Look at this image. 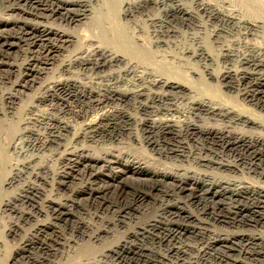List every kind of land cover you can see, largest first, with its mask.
Masks as SVG:
<instances>
[{
    "label": "bare ground",
    "instance_id": "6f19581e",
    "mask_svg": "<svg viewBox=\"0 0 264 264\" xmlns=\"http://www.w3.org/2000/svg\"><path fill=\"white\" fill-rule=\"evenodd\" d=\"M244 1L251 6L255 5L254 8L261 7L262 3L261 0ZM226 2L228 1L0 0V83L10 85L9 89L6 88L4 89L5 91H1L0 93V101L2 102V106L0 105L1 116L7 117L5 116L7 112H12L17 102L16 100L21 95L24 96L25 91L26 98L27 96L29 100L31 98V101L26 104V109H24L25 115H17L20 130L18 129L19 131L15 132L9 144H12L15 153H20V143L25 138H23L24 133L28 134V132L32 131L30 128L31 124H42L43 127L48 129L47 133L44 134L45 136L34 137L32 141L26 138V143H29L26 146H31V149L39 152L37 153L39 155L41 154L40 151L43 150H55L54 152H57L58 156V165L54 166L55 168L51 170L48 168V165H43L44 162L36 164L37 154L28 155L27 158L21 157V159H24L22 161H20V158V160L17 159L12 163L9 160L11 164L8 162L9 166L7 167L10 168L8 170L5 159L7 157H5L3 146L0 145V214L3 217L5 215L8 216V219L9 217L13 219H10L8 224L3 223V232L7 238L14 239L23 232L26 237L29 236L28 240L32 239V237L38 238V236H41L45 241L46 236L50 233H60L62 224L73 221L76 225H79V223L85 225V229L79 235L81 238L87 239L84 244L80 239V244L82 243L83 245L78 243L79 240L67 239L63 247L66 246L68 250L74 244H79L82 254L86 251L89 252L92 249L90 245L103 242L104 237L109 236L113 229L111 230V227L106 225V227L100 226L92 230L94 224L97 225L98 221L94 224L90 221L85 222L83 217L80 218L81 215L77 216L79 212L74 210V206L81 205L84 201L85 206L96 205L97 208L109 210L117 206L120 199H127L132 193L130 195L132 199L140 198L144 200V198L148 197L152 198L155 202L159 200L161 208L154 209L159 210L157 213L159 218L166 220L160 221L155 216L157 220H154V223L150 224V228L146 229L144 227L145 224H141L142 227H139L142 230L141 233L148 232L149 234H147L150 235L153 232L149 231V229L155 230L156 228H160L161 225L168 227L175 224L179 228L192 232L195 237L200 236V241L203 240L204 242L203 248L199 247V250H202V253L204 252L201 255L202 257L209 253L206 250H210V252L212 250L216 253V256L215 254H213V257L210 256L211 258L206 256L202 262H199L196 258H194L196 260H193L190 253L194 245L188 243L187 240V243L181 242L180 244L177 243L178 245L176 242L171 243L169 240L167 241V251L161 257L165 258L176 254V260H183L185 264H264V230H260V227L257 228V225H263L264 223L263 210L259 211V207L261 208L264 205V185L259 184V182L253 183L250 180L248 182L246 178H244L246 180L240 177L236 178V174H244V168H247L248 172L251 171L258 178L264 179V43L250 42L248 41L249 39L244 40L241 45L250 52L244 53L235 48V46L225 44L226 41L225 43L222 41V38L228 32L227 25L235 28L245 39H247L246 37L251 31H257L264 35V17L247 16L246 12L244 11V13L242 10L234 13L237 10L234 5H230L231 2L229 4L231 8L228 7V9L226 7V10L218 5L221 3L225 4ZM150 7H161V12L159 13L160 8H158L157 13L159 14L148 13L147 8ZM199 12H204L205 14L207 12L209 15L206 16H211L223 24L217 25L215 23L217 26L214 25V29L208 30L211 27L207 29V26H205L207 24L204 25L201 22ZM137 13H143L146 16L143 21L139 22L141 25L137 24L141 29L144 30L147 24L156 28L154 29L156 33L153 38L148 37L151 31L147 30L150 33H146L148 36H144L132 25L138 21L135 18V20L133 19L134 23H131L129 19L135 17ZM139 18L141 17L137 19ZM195 19L200 23H193V26L197 29L195 30L198 32L197 34L193 33L190 38H186V40H191L192 45L186 44L189 42L188 40L186 43H181L182 40L181 42L179 40L175 41L176 39L172 40L171 36H176L178 31L168 28L170 22L189 23V21L191 22V20ZM225 24H227V27L224 26ZM163 27L164 29H162ZM236 30L235 32H237ZM170 37V40L166 39ZM171 45L176 46L178 51H169L167 47H171ZM214 46L216 48H213ZM160 47H163V49L159 50ZM15 48L23 53L22 56L17 52H12ZM65 52L68 54L67 58H61V54ZM184 56L200 61L201 70L199 68L180 67L186 58ZM220 62L225 64L219 69L222 64ZM75 65L80 67L81 74L84 76L83 78L77 76L79 74L73 70ZM77 71L79 72V70ZM204 76L207 80L209 78L221 84L225 88V91H236L238 93L236 97L238 95L245 101H249L254 108L240 107L234 102H228V99L224 100L216 83L215 86L212 85L216 91H209L207 88L209 83ZM22 101L24 100L22 99ZM182 101H184L183 104L181 103ZM41 106H47L46 109L50 111L48 112L49 115H47L48 113L41 114L40 116L36 114L42 108ZM9 119H12V117ZM4 120L0 118V131L3 129L5 123L7 124L8 120L6 122ZM77 120H80L79 127L75 126ZM72 121H75V123L73 124ZM120 122H123V124ZM211 122L213 124H210ZM132 123L135 126L142 127L143 130L146 128L145 132L152 130L157 135H163V138L168 136V134L174 136L177 144L175 143L176 145L166 148L160 146L158 138L154 141L151 139V142L147 141L155 153L169 159L171 164L168 161V166L164 163V166H161L155 162V158L150 156L139 158L128 152L129 150L124 151V153L122 151L115 153L113 150L104 148L102 151H96V145L94 146L96 134L108 132L114 124L118 125L117 129L119 131L124 130V132L129 133L130 128H127L126 125L128 126V124ZM37 133L39 132L37 131ZM194 135L203 136L208 141L210 139L220 141L221 146L218 147L221 150L219 148L213 150L212 147H200L199 145L200 150L194 152L190 143L186 140V138L190 139ZM137 136L135 137L137 141H135L142 142L140 140L142 139L141 136L140 139ZM103 137H105L104 141L106 142V140L117 141L119 136L111 133V135L107 136L105 134ZM98 140L96 141L98 142ZM144 147L141 148L144 149ZM27 148H25L26 150H22L27 151ZM242 148L246 149V151L251 149L253 155L248 158H235V156L234 158H229L230 155H227V157L223 156L226 155L223 154L225 150L231 151L234 154V151L243 150ZM149 153L151 154V152ZM43 154L46 155L45 153ZM191 164L195 166L192 167ZM20 180H24L23 185L19 184L20 186L22 185L21 191L14 192L11 195L8 194V196L6 194L7 189L13 187ZM135 184H150L151 188L149 190L156 189L159 185H164V189L163 187L160 188L164 194L163 197H167L168 199L152 197L155 195H152L153 192L145 193L139 191V188H134L136 187L133 186ZM16 185L18 186V184ZM197 187H202L204 191L198 193ZM16 189L18 190L19 188ZM141 190H143L142 187ZM176 190L180 194H184L183 196H187V199L191 201L196 196L208 198L209 194L210 198L213 199V196L217 195L218 192L225 193L226 191H230L232 193L231 196L238 197H242V194H247V197H245L252 200V203L242 206L244 207L243 209L250 210L252 214L247 215V212L239 211L237 207L239 203H236L235 209H230L231 207L229 206L228 212H224L223 214L220 212L215 213V211L201 212L202 210L200 214L195 213L187 207L188 205H186L187 208L181 205L180 200L182 199V195L181 197H176L180 196L176 193ZM158 192L156 193L158 194ZM222 197L220 198L223 199ZM229 198L232 201L234 200L232 197ZM187 199L184 200V204L187 203ZM203 204L205 205L204 202ZM134 207L139 212L141 211V213L147 210V208L139 205H135ZM84 210L87 209L84 208ZM176 210H178V213H186L189 217L204 223L206 228L203 227L202 230V228L191 227L192 231H189V226L178 223V221H175V223L172 219L171 221L167 219L168 215L176 212ZM219 210L217 209V211ZM136 213L134 214L135 216ZM201 215L206 216L208 219L202 218ZM94 216H96V213H94ZM5 219L4 221L3 219L1 220L5 222ZM123 219L118 224H113L114 221L112 220V225L122 226ZM137 219H139V216ZM98 224L100 225V223ZM122 230L124 231V229ZM133 230H130L131 234L137 236L138 232ZM123 231L122 233H124ZM124 234L126 235V231ZM119 237L118 240L120 239ZM159 239L166 241L167 238L162 239L160 236ZM59 240L58 242L61 243ZM0 241L3 242H0V246H2L1 243L5 246L7 240ZM126 241L127 239H121L115 242L116 245L113 247L110 245L109 247L107 246L108 248L104 246L106 247L103 249L105 254L100 260L98 258L92 264H113L106 259L108 253L112 254L114 252L117 254L116 249L131 247ZM25 242L26 239L18 244L9 260L12 261L15 254L26 249L27 244ZM50 242L52 243V241ZM110 242H114V240ZM194 242L196 243L195 240ZM77 251L79 253V250ZM81 253L79 254L81 255ZM59 255H62L61 252ZM68 255L67 257L70 258V254ZM83 255L86 256V254ZM74 256H72L73 259ZM81 260L80 262H78L79 260L68 261V264H89L82 263ZM56 261L58 260L56 259ZM89 261L91 262L92 260ZM0 264H5L1 248ZM120 264L122 263L120 262Z\"/></svg>",
    "mask_w": 264,
    "mask_h": 264
},
{
    "label": "rangeland",
    "instance_id": "374dc122",
    "mask_svg": "<svg viewBox=\"0 0 264 264\" xmlns=\"http://www.w3.org/2000/svg\"><path fill=\"white\" fill-rule=\"evenodd\" d=\"M196 1H198V0H196ZM211 2H215V0H210ZM228 2H226L224 5L221 3V4H218V5H220L221 7H223L225 10L229 7V4H230V2H231V4L230 5H234L235 6V8H236V10L237 11H235L234 13H238V10H242V12H244L245 14H247V16L249 15V16H251V15H255V17H260V16H262V17H264V0H261V7H258V8H254V6L252 5H249L248 3H246L244 0L242 1V0H227ZM228 3V4H227ZM233 3H235V4H233ZM243 3V4H242ZM227 4V5H226ZM259 5V4H258ZM260 6V5H259ZM227 7V8H226ZM152 9V11H151V9ZM150 8H147V11H148V13H151V14H159L160 12H161V7H158V8H160L159 9V13H157L158 12V8L157 7H150ZM229 8H231V6L229 7ZM228 8V9H229ZM238 8V9H237ZM256 9V10H255ZM151 12H150V11ZM156 10V11H155ZM252 10V11H251ZM261 10V11H260ZM153 12V13H152ZM255 14H254V13ZM200 14L199 15H201L199 18L201 19V22H203V24L205 25V24H207V25H205V26H207V29L209 28V27H211V28H209L208 30H211V29H214L213 27H215V26H217V25H221V24H223L221 21H219V20H217V19H214V18H212L211 16H206V15H209V13H207L206 12V14L203 12V13H201V12H199ZM262 13H263V15H262ZM141 14V15H140ZM203 15V16H202ZM137 16V17H136ZM138 17H141V18H139V19H137ZM203 17V18H202ZM208 17V18H207ZM211 19H210V18ZM135 18H136V20L138 21L137 23H134V20H135ZM146 18V16H145V14H143V13H137L136 15H135V17H133L132 19H129V20H131V23H134V24H132L134 27H136V29H138L139 30V32H141L140 34H143L144 36H148V34L150 33V32H148V31H151V36H150V34H149V36L148 37H154L155 36V31H154V29H156L155 27H153V26H151V25H149V24H147L146 26H145V29L143 30V29H141L137 24H139V25H141L139 22H141V21H143L144 19ZM205 18V19H204ZM209 19V20H207V19ZM134 19V20H133ZM202 19H204V20H206V21H202ZM133 20V21H132ZM196 20V21H195ZM195 20H191V22L189 21V23L188 22H186V23H180V22H177V21H173V22H170V25L168 26V28L169 29H175V30H177L178 31V34L176 35V36H171L172 37V40L173 39H176L175 41H178L179 40V42H181V40H182V42L181 43H186L187 42V40L190 42H187L186 44L187 45H192V42H191V40L190 39H187L186 40V38H190L191 36H192V34L194 33V34H197V32L198 31H196L197 29H196V27L195 26H193V23L194 24H200L198 21H197V19H195ZM213 20V21H212ZM198 22V23H197ZM206 22V23H205ZM208 22V23H207ZM214 22V23H213ZM215 23L217 24V25H215ZM137 25V26H136ZM175 25V26H174ZM177 25V26H176ZM191 25V26H190ZM210 25V26H209ZM212 25V26H211ZM215 25V26H214ZM227 24H225L224 26H226ZM74 26V25H73ZM151 26V27H150ZM228 26V27H227ZM226 27L228 28V32H227V34H225L224 35V38H222V41H223V43H225V41H226V43L225 44H229V45H231V46H235V48H238L241 52H244V53H250L249 52V50H247L243 45H241V43H242V41H244V40H248V41H250V42H258V43H264V35L262 34V33H259V32H257V31H251V32H249V34H248V36L246 37L247 39H245V38H243V36L240 34V33H238V31L235 29V28H233V27H231V26H229V25H227ZM193 27V28H192ZM230 27V28H229ZM148 28H150V29H148ZM187 28H188V30H187ZM234 30H233V29ZM162 29H164V27L162 28ZM166 29V28H165ZM196 29V30H195ZM233 31H232V30ZM148 30V31H147ZM235 30L237 31V32H235ZM147 31V32H146ZM154 31V33L152 34V32ZM185 31V32H184ZM230 31V32H229ZM183 32V33H182ZM146 33H148V34H146ZM189 33V34H188ZM231 33V34H230ZM237 33V34H236ZM252 33V34H251ZM258 33V34H257ZM240 34V35H239ZM182 35H185V36H182ZM189 35V36H188ZM230 35V37H228ZM180 36V37H179ZM228 37V39H227V37ZM232 36V37H231ZM171 37L170 38H166V39H171ZM185 38V39H184ZM235 39V40H234ZM240 39V40H239ZM242 39V40H241ZM230 40V41H229ZM174 41V40H173ZM232 41V42H231ZM260 41V42H259ZM231 43V44H230ZM238 43V44H237ZM237 45H239V46H237ZM170 47V46H169ZM169 47H167V49H169V51H171V52H177L178 50H177V48H176V46H174V45H171V47L169 48ZM175 50H173V49ZM213 48H216V46H214ZM240 48H242V49H240ZM159 49V48H158ZM161 49H163V47H160V49L159 50H161ZM165 50H166V48H165ZM173 50V51H172ZM13 53L15 52H17L19 55H21L22 56V54L23 53H21V52H19L16 48L15 49H13V51H12ZM67 52H65V53H62L61 54V58L63 57L64 59H65V57L67 58V55L68 54H66ZM64 54V55H63ZM184 57H186V58H188V59H184V62L183 63H181V65L182 66H180V67H183V68H199V70H201V64H200V61H198V60H194L193 58H191V57H188V56H184ZM189 60V61H188ZM176 62V61H175ZM198 62V63H197ZM178 63V62H177ZM222 62H220V64H221ZM180 64V63H179ZM178 64V65H179ZM183 64H186V65H183ZM189 64V65H188ZM224 64L225 63H222L221 65H220V67H219V69L220 68H222L221 66H224ZM177 66V65H176ZM75 67V68H74ZM72 69L75 71V72H77L79 75H77V73H76V75L77 76H79V77H84L81 73H82V71L80 70V67H78L77 65H75ZM77 70H79V72L77 71ZM88 73H89V71H88ZM91 73V72H90ZM205 77V76H204ZM205 79H206V77H205ZM208 80H210L209 78H208ZM207 79H206V81L209 83V85H208V90L209 91H216L215 90V87H213L212 85H214L215 86V81H213V80H210V81H208ZM3 84V85H2ZM6 84V85H5ZM218 85H220V86H218ZM2 86V87H1ZM5 86V87H4ZM9 86V87H8ZM216 86H217V88H218V90H219V92H220V94H221V96L224 98V100L225 99H228L227 101L228 102H234L235 104H237L238 106H240V107H244V108H254L253 106H252V104L249 102V101H245L244 99H242V98H240L238 95H237V97H236V94H238V93H236V91H225V88H223L222 87V85L221 84H219V83H216ZM210 87V88H209ZM224 89H222V88ZM2 88V89H1ZM9 89L10 88V85L9 84H7V83H0V93H1V91H5L4 89ZM214 89V90H213ZM221 89V90H220ZM223 90V91H222ZM225 91V92H224ZM226 92H228V93H226ZM233 92V93H232ZM213 94H215L214 92H213ZM226 94V95H225ZM231 95H233V96H231ZM235 95V96H234ZM21 97H22V99L24 100V101H22V99H21ZM239 97V98H238ZM26 98V91H25V94H24V96L23 95H21L20 96V98H18L16 101V104L14 105L15 107H13V110H14V112H13V110H12V112H7V114L5 115V116H7V117H4V116H1L2 114H0V118L1 119H3L4 120V118H5V122L7 121V124L5 123V125H4V127H3V129L0 131V145H2L3 147L2 148H4L3 150H4V154L6 155L5 157H7V158H5L6 159V162L8 163H10V161H11V163L12 162H14V161H16L17 159H21V157L22 158H24V157H28V155H35V154H37V153H39V152H37V151H35V150H33V149H31V146H28L29 145V143H26V138H29V139H31V141L34 139V137L35 138H37V137H42V136H45L44 134L45 133H47V131H48V129H46L45 127H43V125L42 124H37V123H35V125H32L31 124V126H30V128L32 129V131L31 132H28V134L27 133H24V135H23V138L24 139H22V143H20V146H21V152L20 153H18V152H14L15 150L12 148V144H9V143H11V142H9L10 140L12 141V138H13V135L15 134V132H18L19 130H20V123H18V121H17V115L18 114H20V115H25L24 114V112H25V110L24 109H26V104H27V102L29 103L30 101H31V98H30V100H29V97L27 96V98ZM20 100V101H19ZM26 100V101H25ZM29 100V101H28ZM242 100V101H241ZM20 103H19V102ZM22 101V102H21ZM181 101V100H180ZM237 101V102H236ZM244 101V102H243ZM183 102L184 101H182L181 103L183 104ZM241 102H242V104L244 103V105H242L241 104ZM245 103H248V104H245ZM21 104V105H20ZM249 104H251V105H249ZM0 105L2 106V102L0 101ZM17 105H18V107H17ZM247 105H249V106H247ZM0 106V107H1ZM20 106V107H19ZM247 106V107H246ZM43 108V110L45 109V110H47V111H43L42 110V108ZM40 108V110L38 111V110H36V111H38L37 113H36V111H34V113H36V114H38V116H40L41 114H44V113H48V112H50L48 109H46L47 108V106H41ZM20 108V109H19ZM19 110V111H18ZM42 110V111H41ZM15 112H17V113H15ZM19 112V113H18ZM22 112H23V114H22ZM9 113V114H8ZM12 113V114H11ZM261 114H263L262 112H260ZM14 114V115H13ZM47 115H49V113L47 114ZM264 115V114H263ZM10 117H12V119H9ZM16 118V119H15ZM9 120H11V121H9ZM13 121V122H12ZM73 122V124L75 123V121H72ZM8 123H10V124H8ZM18 123V124H17ZM121 124H123V122H120ZM76 125L75 126H80V120H77L76 121V123H75ZM133 124V125H132ZM132 124H128V126L126 125V127L127 128H130L131 129V131H130V129H129V133L128 132H124V130H118L117 128H118V125H112L111 126V128H110V130L108 131V132H106V133H104V132H102V134L100 133H98V134H96V138H94V140H95V144H94V146H95V148H96V151L97 152H99V151H102V149L104 148V149H109V150H113V152L115 151V153H117L118 151H122V153H124V151H128V152H130L132 155H134V156H138L139 158H144V157H146V156H150V157H152V158H155V162H157L158 164H160L161 166H164V164L165 165H167L168 164V161H169V164H171L170 163V160L169 159H167V158H165V157H163V156H159L157 153H155V151L151 148V145L149 144V142H151V139H152V141H154V140H156V138H158L157 140H159V144H161L160 146L161 147H164V148H166V147H169V146H172V145H176L177 144V142H175L176 141V139L174 138V136L173 135H170V134H168V136H166L165 138H163V135L162 136H160V135H157V133H155L154 131H150V132H145L147 129L145 128V130H143V128L142 127H140V126H135L134 125V123H132ZM210 124H213L212 122L210 123ZM19 125V126H18ZM39 125V126H38ZM42 125V126H41ZM6 126V127H5ZM35 128H33V127ZM41 126V127H40ZM116 128H115V127ZM136 128H134V127ZM39 129H38V128ZM132 127V128H131ZM139 129H138V128ZM37 128V129H36ZM44 128H45V130H44ZM115 128V129H114ZM19 129V130H18ZM34 129V130H33ZM41 129V131L42 132H44V133H42L41 131H39ZM113 129V130H112ZM3 130H4V132H3ZM116 130V131H115ZM133 130V131H132ZM139 130V131H138ZM143 130V131H142ZM37 131L39 132V133H37ZM115 131V132H114ZM34 132V133H33ZM132 132V134H130ZM141 132V133H140ZM43 135H42V134ZM110 133V134H109ZM111 133L112 134H116V135H118L119 137L117 138V141L116 140H106V142L104 141L105 140V137H103L105 134L107 135V136H109V135H111ZM118 133V134H117ZM121 133H122V135H121ZM128 135H127V134ZM104 134V135H103ZM151 134V135H150ZM27 135V136H26ZM34 135V136H33ZM136 135H138L137 137H139V139H140V136H141V138L142 139H140V140H142V142L140 141V143L139 142H136L137 140H136ZM152 135H154L155 136V139H154V136H152ZM30 136V137H29ZM128 136V138H126ZM149 136V137H148ZM171 136V137H170ZM103 137V138H102ZM120 137H121V139H120ZM122 137H123V139H122ZM147 137V138H146ZM184 137V136H183ZM182 137V138H183ZM100 138V139H99ZM102 138V139H101ZM133 138V139H132ZM163 138V139H162ZM195 138V139H194ZM99 139V140H98ZM130 139H131V141H130ZM165 139V140H164ZM174 141H173V140ZM178 139V138H177ZM199 139V140H198ZM204 139V140H203ZM96 140H98V142L96 141ZM102 142H101V141ZM125 140V141H124ZM126 140H128V141H126ZM136 140V141H135ZM144 140V141H143ZM183 140H185L184 138H183ZM186 140H188V143H190V145H191V148H192V150H194V152H198L199 150H200V147H212V149L213 150H215V148H219V150H221V148L220 147H218V146H221L220 145V141L218 142L217 140L216 141H213V140H211L210 139V141H208V139L206 140V138H204L203 136H197V135H194V136H192L190 139H188V138H186ZM185 140V141H186ZM192 140V142H190ZM24 141V142H23ZM118 141H119V143H118ZM147 141H149V142H147ZM169 142V143H167V142ZM8 142V143H7ZM112 142V144H110V143ZM120 142H122V143H120ZM131 142V143H130ZM163 144H162V143ZM174 142V143H173ZM204 142V143H203ZM213 142V143H212ZM97 143V144H96ZM102 144V146H104V147H102L101 146V144ZM134 143V144H133ZM146 145H144V144ZM176 143V144H175ZM194 143V144H193ZM196 143H197V145H196ZM201 143H202V145H201ZM210 143V144H209ZM218 143V144H217ZM26 144H28L27 146H26ZM99 144V145H98ZM118 144V145H117ZM133 144V145H132ZM141 144H143V145H141ZM9 145H11V146H9ZM22 145H23V147H22ZM105 145H106V147H105ZM163 145V146H162ZM194 145V146H193ZM199 145H200V147H199ZM204 145H206V146H204ZM26 146V147H25ZM109 146V147H108ZM127 146V147H126ZM135 146V147H134ZM214 146V147H213ZM27 148V151H25L26 149L25 148ZM118 147V148H117ZM122 147H124V148H122ZM133 147V148H132ZM141 147H144V149L143 148H141ZM101 148V149H100ZM115 148V149H114ZM120 148H122V149H120ZM127 148V149H126ZM129 148V149H128ZM132 148V149H131ZM139 148V149H138ZM141 148V149H140ZM22 149H25V150H22ZM117 149V150H116ZM119 149V150H118ZM148 149V150H147ZM196 149V150H195ZM243 150H238V151H234V154H232L233 152H231V151H223L224 153L223 154H226V155H223V156H225V157H227V155L229 156V158H234V156H235V158L237 157H240V158H248V157H250V156H252L253 155V153H252V151H251V149H249V151L247 150L246 151V149L244 150V148H242ZM44 151V152H43ZM43 151H40V155L39 154H37L36 156H37V159H36V164H41V163H43V165H48V168H50V170L51 169H53V168H55L57 165H58V156H57V152H54L55 150H43ZM53 151V152H52ZM151 152V154L149 153V152ZM242 151V152H241ZM23 152H25V153H23ZM31 152V153H30ZM36 152V153H35ZM49 152V153H48ZM52 152V153H51ZM230 152V153H229ZM237 152V153H236ZM22 153V154H21ZM43 153H45L46 155H44ZM54 153V154H53ZM135 153V154H134ZM147 153V154H146ZM236 153V154H235ZM20 154V155H19ZM245 154V155H244ZM17 155H19V156H17ZM24 155V156H23ZM155 155H157V156H155ZM247 155V156H246ZM45 156V157H44ZM54 156H55V158H54ZM159 156V157H158ZM232 156V157H231ZM44 157V158H43ZM49 157V158H48ZM157 157V158H156ZM40 158V159H39ZM43 158V159H42ZM46 158V159H45ZM51 158V159H50ZM161 158V159H160ZM19 159V160H20ZM55 161H54V160ZM57 159V160H56ZM160 159V160H159ZM163 159V160H162ZM10 160V161H9ZM22 160H24V159H21L20 161H22ZM49 160V161H48ZM53 160V161H52ZM47 161V162H46ZM51 161V162H50ZM57 161V162H56ZM161 161H163V162H161ZM39 162V163H38ZM41 162V163H40ZM7 163H6V167L7 166H9V163H8V165H7ZM10 163V164H11ZM164 163V164H163ZM53 164H55V165H53ZM177 164V163H176ZM52 165V166H51ZM51 166V167H50ZM55 166V167H54ZM168 166V165H167ZM191 166L192 167H194L193 166V164H191ZM8 168V170H10V168L9 167H7ZM245 169V170H244ZM243 170V172H244V174H243V176H242V174H236V178H246V179H244V180H246V181H248V180H250L251 182L253 181V183H258L259 182V184H263L264 185V179L263 178H258V176L257 175H255V173H253V172H251V171H249L248 172V170H247V168H244ZM7 170V169H6ZM7 170V171H8ZM247 170V171H246ZM250 175H249V174ZM247 174H248V176L250 177H248L247 176ZM253 175V176H252ZM254 176H256V177H254ZM259 179V180H258ZM262 179V180H261ZM24 182V180H20V181H18V182H16V184H18V186L16 185V184H14L13 185V187H16V188H19L18 190L16 189V188H13V187H11V188H8L7 189V191H6V194L8 195H11V194H13L14 192H18V191H21V186L24 184L23 183ZM35 182V181H34ZM249 182V181H248ZM22 184L21 186L19 185V184ZM37 183H39V181H37ZM16 185V186H15ZM145 185H146V187H145ZM133 186H136V187H134V188H136V189H138L139 191H142V192H145V193H149V192H153L152 193V195L153 194H155V195H151L152 197H157V198H167V197H163V192L161 191L162 189L160 188V187H163V189H164V185L162 186V185H159V186H157V188L156 189H151V190H149L150 188H151V186H150V184L149 185H147V184H135V185H133ZM138 186V187H137ZM146 188H144V187ZM47 187H49V186H47ZM141 187H142V189L143 190H141ZM148 187V188H147ZM201 188V189H200ZM148 189V190H147ZM196 189H198V193L199 192H203L204 191V189L202 188V187H197ZM15 190V191H14ZM153 190V191H152ZM9 191H10V193H9ZM148 191V192H147ZM159 191V192H158ZM177 191V190H176ZM175 191V192H176ZM12 192V193H11ZM156 192H158V194L156 193ZM161 193V194H160ZM176 193H178V195H180V196H176V197H181V195H182V199L180 200V202L182 203L181 205L183 206V207H186V205H188L187 207L190 209V210H192L193 212H195V213H199L200 214V211L201 212H203V211H205V212H211V211H215V213H221V214H223L224 212L225 213H227L228 212V207L230 208V209H232V208H234V206L236 205V203H239V205L237 206L239 209V211L241 210L242 212H244V213H246L247 215H251L252 214V212L249 210V211H247L246 209H243L244 207V205H250L251 203H252V200H249V199H247L246 197V195L247 194H242L243 196L242 197H238V196H231L232 195V193L230 192V191H226L225 193L224 192H218V194L217 195H215V196H213V199L212 198H210V194H209V196H208V198H203V197H198V196H196L195 198H194V200H188L187 198V196H183L184 194H180L178 191L176 192ZM223 193V194H222ZM65 194H67V193H65ZM132 194V193H131ZM130 194V195H131ZM225 194H226V196H225ZM8 195V196H9ZM128 196L129 198H127V199H120V202H119V204L117 205V206H115V207H112V209L110 208L109 210H107V209H105V208H97L96 207V205H87V203H86V205L87 206H85V202L83 201H81L82 202V204H84V205H76V206H74V210H76V211H78L79 212V214L77 215L78 217L80 216V218H82L83 217V219L85 220V222L86 221H90L91 223L93 222V224L94 223H97V221H98V223H100V225L97 223V225H95L94 224V228H92V230L93 229H95L96 227H106V225L107 226H109V227H111V230H112V234L110 233V235L109 236H107V237H104V240H103V238H102V240H103V242H100V243H97V244H95V245H90V248H92L89 252H84L83 254H86V256L85 255H83L81 252H80V245H83L84 243H85V240L87 239H85V238H81V236L79 235L80 234V232L82 231V230H84L85 229V225L83 224V223H79V225H76L75 224V222H73V221H71V222H68V223H66V224H62V227H61V232L60 233H50L48 236H46V240L44 241V239H42V237L41 236H38V238H35V237H32V239H30V240H28V237L29 236H25L24 234H23V232H21L20 233V236H16L14 239H11L10 237H6L5 235H4V232H3V229H4V224H8V222H9V220L10 219H12L11 217H9V219H8V216H6L5 214V216L3 217V216H1V214H0V220L1 219H3V221H4V219H5V222H3L2 220L0 221V237H1V239L0 240H7V244L5 243V246L2 244L3 242L2 241H0V242H2L1 243V245L2 246H0V248L2 249V252H3V254H4V260H5V264H15L16 262H18V263H16V264H23V262H24V264H53V263H56V264H66V262H67V264L69 263L68 261H72V260H74V261H76V260H79L78 262H80V260L82 261V263L83 262H85V263H89V264H92V262H94V261H96V260H98V258H99V260H100V258H102L103 257V255L105 254V252H104V248H106L107 246L109 247V245L110 246H114V245H116L115 244V242H118L119 240H126L127 239V243L131 246V247H129V248H126V249H121V248H118V249H116L117 250V254L116 253H112V254H110V253H108V256H107V260L110 262V263H113V264H120V262L122 263V264H172V262H173V264L175 263V264H177L178 262L181 264V263H184L183 262V260L181 261H179V260H176V254H173L172 256H170L169 255V257L167 256V257H161L162 255H164L165 254V252L167 251V241H169L170 240V242L171 243H174V242H176V244L178 243V244H180L181 242L182 243H187L186 242V240L188 241V243H190L191 245H194V247H192L191 248V256L193 257V260H199V262H202V260H204V258L206 257V256H211V257H213L214 255L213 254H215V256H216V253L214 252V251H212L211 250V252H210V250H206V251H208L209 253L206 255V256H201L203 253H202V250H199L200 248L199 247H201V248H203V246H204V242H203V240H201L200 241V236H194V234L192 233V232H188V231H186L185 229H182V228H179L177 225H175V224H172V225H170V226H168V227H165L164 225H161V227L160 228H154L155 230H150L149 229V231H152L153 233H150V235H148L149 233L148 232H145V233H141L142 232V230L141 229H139V227L141 226L142 227V225L143 224H145L144 225V227H146V229H148V228H150V224H153L154 223V220H157L156 218L158 217V212H159V210H156L158 207H160L161 208V206H160V201L158 202V201H154V200H152V198H148V197H146V198H144V200L143 199H140V198H136V199H132V197L131 196ZM196 195H198V194H196ZM228 195V196H227ZM160 196V197H159ZM223 196V197H222ZM246 196V197H245ZM183 197H184V199H183ZM218 197V198H217ZM220 197H222L223 199H221ZM229 197H232L234 200L232 201V200H230V198ZM246 199H245V198ZM187 199V203H189V204H184V200H186ZM215 198V199H214ZM231 198V199H232ZM240 198V199H239ZM130 199V200H129ZM146 199V200H145ZM168 199V198H167ZM167 199H165V200H167ZM206 199V200H205ZM208 199V200H207ZM225 199V200H224ZM229 199V200H228ZM236 199V200H235ZM125 200V201H124ZM132 200V201H131ZM164 200V201H165ZM170 200H172V199H170ZM199 200V201H198ZM205 200V201H204ZM210 200H212V201H210ZM221 202H220V201ZM247 202H246V201ZM124 201V202H123ZM139 201V202H138ZM144 201V202H143ZM155 202V204H153L154 205V207H153V205H152V203H154ZM173 201H174V199H173ZM196 201V202H195ZM201 201V202H200ZM226 201V202H225ZM227 201H229V202H227ZM249 201V202H248ZM122 202V203H121ZM135 202V203H134ZM166 202V201H165ZM203 202L205 203V205L203 204ZM232 202V203H231ZM241 202V203H240ZM131 203H132V205H131ZM138 203V204H137ZM143 203V204H142ZM207 203V204H206ZM213 203V204H212ZM215 203V204H214ZM247 203V204H246ZM141 206V207H143V208H147V210H145L143 213H141V211L139 212V210L136 208V207H134V206ZM150 205V206H149ZM208 205V206H207ZM213 205H214V207H213ZM222 205H223V207H222ZM225 205V206H224ZM243 205V206H242ZM261 205H263V204H261ZM81 206V207H80ZM124 206V207H123ZM126 206V207H125ZM202 206V207H201ZM219 206V207H218ZM227 206V207H226ZM83 207V208H82ZM116 207H118L117 208V210H116ZM121 207V208H120ZM186 207V208H187ZM242 207V208H241ZM84 208L85 209H87V210H84ZM134 208V209H133ZM151 210H150V209ZM154 208H156V209H154ZM202 208V209H201ZM262 208H264V205H263V207H259V211H262V213H264V209H262ZM155 211H154V210ZM159 209V208H158ZM199 209V210H198ZM214 209V210H213ZM217 209L219 210V211H217ZM235 209V208H234ZM233 209V210H234ZM83 210H84V212H83ZM107 210V211H106ZM114 210V211H113ZM116 210V211H115ZM119 210H120V212H119ZM150 210V211H149ZM153 210V211H152ZM93 211V212H92ZM102 211V212H101ZM113 211V212H112ZM132 211V212H131ZM178 210H176V212H172V214H170V215H168V217H167V219H169L170 221H171V219H172V221H178V223H182V224H185L186 226H189V231H192V228L191 227H196V228H202V230H203V227H205L206 228V226L204 225V223H202V222H200V221H198L197 219H194V218H191V217H189L186 213H183L182 214V212H177ZM86 212V213H85ZM107 212V213H106ZM123 212H124V214H123ZM130 214H129V213ZM137 212V213H136ZM155 214H154V213ZM81 213V214H80ZM92 213V214H91ZM94 213H96V216H94ZM103 213H105L104 215H103ZM109 213H110V215H109ZM114 213V214H113ZM118 213V214H117ZM136 213V216L134 215ZM180 213H181V215H180ZM85 214V215H84ZM113 216H112V215ZM120 214V215H119ZM139 214V215H138ZM145 214V215H144ZM179 214V215H178ZM185 214V215H184ZM103 215V216H102ZM115 215V216H114ZM125 215V216H124ZM142 215H143V217H142ZM207 215V214H206ZM86 216V217H85ZM108 216V217H107ZM139 216V219H137V217ZM155 216H156V218H155ZM175 216H177V217H175ZM207 216H209V215H207ZM13 217L14 218H16V216H14L13 215ZM86 219H85V218ZM92 217H93V220H92ZM95 217H96V219H95ZM105 217V218H104ZM114 217H116V218H119V219H116V218H114ZM125 217V218H124ZM173 217V218H172ZM182 217V218H181ZM187 217V218H186ZM201 217L202 218H204V219H208L206 216H202L201 215ZM88 218H91V219H88ZM124 218V219H123ZM141 218H143V219H141ZM189 218V219H188ZM88 219V220H87ZM109 219V220H108ZM123 219V223H121L122 224V226H113L112 225V223H113V221H114V223L113 224H118V223H120L121 222V220ZM158 219L160 220V221H166V220H163L162 218H159L158 217ZM174 219V220H173ZM181 219H183V220H181ZM8 220V221H7ZM13 220V219H12ZM113 220V221H112ZM117 220H118V222H117ZM129 220H130V222H129ZM138 220V221H137ZM144 220H146V221H144ZM191 220V221H190ZM105 221V222H104ZM107 221V222H106ZM108 221H109V225H108ZM137 221V222H136ZM148 221V222H147ZM183 221V222H182ZM194 223H193V222ZM117 222V223H116ZM127 222H129V223H127ZM153 222V223H152ZM175 222V223H176ZM4 223V224H3ZM74 223V224H73ZM139 223H140V225H139ZM188 223V224H187ZM191 223V224H190ZM194 225H193V224ZM195 223H197V224H195ZM200 223V224H199ZM262 223V222H261ZM120 224V225H121ZM129 224V225H128ZM131 224V225H130ZM137 224V225H136ZM142 224V225H141ZM73 227H72V226ZM75 225V226H74ZM199 225V226H198ZM124 226H126V227H124ZM148 226V227H147ZM164 226V227H163ZM174 226H175V229L173 230V228H174ZM201 226V227H200ZM80 227V228H79ZM113 227V228H112ZM130 229H129V228ZM136 227V228H135ZM177 227V228H176ZM260 227V228H259ZM263 229H262V228ZM63 228V229H62ZM70 228H71V230H73V231H71L70 230ZM76 228V229H75ZM128 228V229H127ZM134 230H133V229ZM164 228V229H163ZM169 230H168V229ZM207 228H208V226H207ZM245 228H248V227H245ZM244 228V229H245ZM257 228H259L260 230H264V223H263V225H257ZM122 229H124V231L122 230ZM138 229V230H137ZM161 231H160V230ZM251 229H252V227H251ZM78 230V231H77ZM125 233V231H126V235L124 234V233H122V231ZM133 230V231H137L138 232V234H137V236H133V234H131V231ZM173 230V231H172ZM181 230H182V232H181ZM71 231V232H70ZM159 231V232H158ZM167 231V232H166ZM171 231V232H170ZM66 232V233H65ZM76 232V233H75ZM114 232V233H113ZM118 232V233H117ZM156 232V233H155ZM158 232V233H157ZM163 232V233H162ZM164 232H166V233H164ZM185 232H186V234H185ZM75 233V234H74ZM130 233V234H129ZM148 233V234H147ZM161 233V234H160ZM169 233V234H168ZM175 233V234H174ZM192 233V234H191ZM63 234H65V235H63ZM120 234H122V235H120ZM158 234V235H157ZM160 234V235H159ZM173 234V235H172ZM28 235H30V234H28ZM54 235V236H53ZM57 235H59V236H57ZM68 235H71V236H68ZM119 235H120V237H119ZM141 235V236H140ZM153 235V236H152ZM170 235V236H169ZM182 236V238H180L181 236ZM183 235H184V237H183ZM23 236V237H22ZM52 238H51V237ZM66 236H68V237H66ZM147 236H148V238H147ZM151 236V237H150ZM154 236H156V237H154ZM162 237V239H166V241H161L160 239H159V237ZM178 237V238H176V237ZM180 236V237H179ZM60 237V238H59ZM76 237V238H75ZM118 237L120 238L119 240H118ZM154 237V238H153ZM164 237V238H163ZM171 237V238H170ZM193 237H195V238H193ZM5 238V239H4ZM10 238V239H9ZM24 238V239H23ZM130 238V239H129ZM138 238V239H137ZM140 238V239H139ZM196 238H197V240H196ZM9 239V240H8ZM17 239H19V240H17ZM21 239V240H20ZM26 239V242H25V244H27V246H26V249L24 250V251H19L17 254H15V256H14V259L11 261V260H9V257L11 258V255H13V251H14V249L18 246V244H20L21 243V241H23V240H25ZM56 239V240H55ZM60 239V240H59ZM64 239H66V240H64ZM67 239H76V241H78V243L80 244V242L82 241V243L79 245H77V244H74L73 246H72V248L70 249L69 247V249L67 250V248H66V246L65 247H63V245L65 244V242L67 241ZM80 239H81V241H80ZM175 239V240H174ZM184 239V240H183ZM196 241V243L194 242V240ZM15 240V241H14ZM43 240V241H42ZM52 241V243L50 242V241ZM58 240L59 241H61V243L60 242H58ZM107 240V241H106ZM114 240V242H110V241H113ZM130 240V241H129ZM158 240V241H157ZM177 240V241H176ZM180 240V241H179ZM193 240V241H192ZM198 240H199V242H198ZM37 241V242H36ZM47 241V242H46ZM49 241V242H48ZM63 241V242H62ZM84 241V242H83ZM106 241V242H105ZM110 243H109V242ZM151 241H153V242H151ZM160 241V242H159ZM184 241V242H183ZM16 242V243H15ZM42 242H44V243H42ZM133 242V243H132ZM135 242H137V243H135ZM151 242V243H150ZM203 242V243H202ZM49 243V244H48ZM103 243H104V245H103ZM106 243H108L107 245H105ZM113 243V244H112ZM144 245H143V244ZM148 243H149V245H148ZM158 243V244H157ZM197 243H199V244H197ZM9 244H11V245H9ZM16 244V245H15ZM40 244V245H39ZM50 244H52V245H50ZM154 244V245H153ZM166 244V245H165ZM177 244V245H178ZM196 244H197V246H196ZM43 245V246H42ZM56 245V246H55ZM103 245V246H102ZM135 245V246H134ZM148 245V246H147ZM152 245V246H151ZM199 245V246H198ZM201 245V246H200ZM38 246V247H37ZM46 246V247H45ZM55 246V247H54ZM75 246H76V248H75ZM104 246H106V247H104ZM147 246V247H146ZM163 246H165V247H163ZM37 247V248H36ZM50 247V248H49ZM57 247V248H56ZM62 247V248H61ZM75 249H74V248ZM107 247V248H108ZM159 247V248H158ZM198 248V250H197V248ZM64 248V249H63ZM78 248V249H77ZM133 248V249H132ZM138 248V249H137ZM142 248H144V249H142ZM146 248V249H145ZM28 249V250H27ZM58 249V250H57ZM94 249V250H93ZM96 249V250H95ZM135 249H136V251H135ZM158 249V250H157ZM193 249V250H192ZM36 250V251H35ZM39 250H41V251H39ZM53 250H54V252L56 251V255L54 254V252H53ZM74 250V251H73ZM77 250H79V253H81V255L79 254V253H77L78 251ZM131 250V251H130ZM152 250V251H151ZM163 250V251H162ZM197 250V251H196ZM38 251V252H37ZM46 251V252H45ZM58 251V252H57ZM68 251V252H67ZM77 251V252H76ZM93 251H95V252H93ZM145 251V252H144ZM155 251V252H154ZM190 251V250H189ZM196 251V252H195ZM37 252V253H36ZM50 252V253H49ZM60 252H61V254L62 255H59L60 254ZM70 252V253H69ZM74 252H75V254H74ZM122 252H123V254H122ZM126 252V253H125ZM135 252V253H134ZM146 252H147V254H146ZM162 252H164V253H162ZM192 252H194V253H192ZM201 252V253H200ZM39 253H41V254H39ZM43 253V254H42ZM46 253V254H45ZM102 253V254H101ZM107 253V252H106ZM161 253V254H160ZM199 253V254H198ZM23 256H21V255ZM48 254H49V256H48ZM68 254H70V258L73 256V255H75L74 256V259H73V257H72V259L70 260V258H68L67 256H69ZM73 254V255H72ZM77 254V255H76ZM94 254H97V255H94ZM116 254V255H115ZM125 254V255H124ZM193 254H195V255H193ZM196 254H197V256H196ZM42 255H44V256H42ZM110 255V256H109ZM138 255V256H137ZM48 256V257H47ZM51 256V257H50ZM54 256V257H53ZM66 256V257H65ZM84 256V257H83ZM90 256V257H89ZM114 256H116L115 258H114ZM201 256V257H200ZM22 257V258H21ZM52 257H53V259H52ZM59 257H61V258H59ZM64 257V258H63ZM76 257V258H75ZM94 257H96V258H94ZM125 257V258H124ZM127 257V258H126ZM135 257V258H134ZM137 257V258H136ZM140 257V258H139ZM171 257V258H170ZM175 257V258H174ZM210 257V258H211ZM39 258V259H38ZM49 258V259H48ZM59 258V259H58ZM90 258V259H89ZM119 258H120V260H119ZM122 258V259H121ZM124 258V259H123ZM135 260H134V259ZM144 258V259H143ZM147 258V259H146ZM164 258V259H163ZM194 258H196V259H194ZM19 261H18V260ZM56 259L58 260V261H56ZM86 261H85V260ZM137 259H139V260H137ZM40 260V261H39ZM42 260V261H41ZM48 260V261H47ZM51 260V261H50ZM89 260H92L91 262L89 261ZM126 260V261H125ZM166 260H168V261H166ZM174 260V261H173ZM188 260V259H187ZM15 263H14V262ZM21 261V262H20ZM60 261V263H58ZM117 261V262H116ZM119 261V262H118ZM123 261V262H122ZM137 261V262H136ZM153 261V262H152ZM155 261V262H154ZM172 261V262H171ZM51 262V263H50ZM64 262V263H63ZM108 262V263H109ZM116 262V263H115ZM129 262V263H128ZM131 262V263H130ZM143 262V263H142ZM166 262H168V263H166ZM170 262V263H169ZM178 263V264H179ZM185 264V263H184Z\"/></svg>",
    "mask_w": 264,
    "mask_h": 264
}]
</instances>
